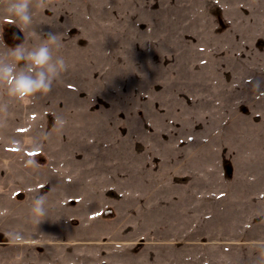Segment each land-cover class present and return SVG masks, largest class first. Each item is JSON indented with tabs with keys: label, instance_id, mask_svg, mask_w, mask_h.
<instances>
[{
	"label": "rangeland",
	"instance_id": "1",
	"mask_svg": "<svg viewBox=\"0 0 264 264\" xmlns=\"http://www.w3.org/2000/svg\"><path fill=\"white\" fill-rule=\"evenodd\" d=\"M8 3L57 75L0 81V264H264V0Z\"/></svg>",
	"mask_w": 264,
	"mask_h": 264
},
{
	"label": "clouds",
	"instance_id": "2",
	"mask_svg": "<svg viewBox=\"0 0 264 264\" xmlns=\"http://www.w3.org/2000/svg\"><path fill=\"white\" fill-rule=\"evenodd\" d=\"M31 0H9L7 6V13L10 17H14L23 26H27L32 22L30 13ZM57 36L49 33L48 42L55 44ZM15 63L0 67V81L8 83L10 94L23 100L31 98L36 93L47 94L52 90V80L57 75L55 69L50 65L51 55L49 47L43 45L35 52L25 54L24 46L19 45L11 52ZM25 61L27 64L26 69L16 70V63ZM60 68H64V61H58ZM48 68L50 75L45 74L44 71H39L42 68ZM36 72L35 79L29 73ZM37 213L42 214L39 207V202L35 209Z\"/></svg>",
	"mask_w": 264,
	"mask_h": 264
}]
</instances>
